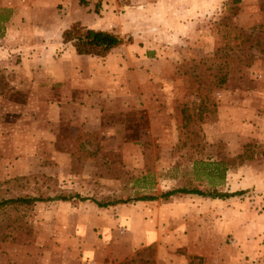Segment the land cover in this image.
<instances>
[{"label": "rangeland", "instance_id": "374dc122", "mask_svg": "<svg viewBox=\"0 0 264 264\" xmlns=\"http://www.w3.org/2000/svg\"><path fill=\"white\" fill-rule=\"evenodd\" d=\"M75 22L124 42L77 54ZM181 187L244 192L134 199ZM38 196L0 264H264V0H0V201Z\"/></svg>", "mask_w": 264, "mask_h": 264}, {"label": "trees", "instance_id": "16d2710c", "mask_svg": "<svg viewBox=\"0 0 264 264\" xmlns=\"http://www.w3.org/2000/svg\"><path fill=\"white\" fill-rule=\"evenodd\" d=\"M62 39L64 43H69L74 48L77 54H91L97 56H105L111 49L118 47L123 44L124 40L117 34L104 30V29H96L93 27H87L81 25L80 23H73L70 27L66 28L62 33ZM241 157V155H238ZM196 162V161H195ZM197 164L201 165L204 170V177L211 182L213 178L216 179L215 182H211L212 184L219 185L225 179V173L227 170L226 162L224 160L220 161H212V162H204L197 161L194 163V167L196 168ZM244 190H237L233 192H216L210 193L201 189L195 188H174L171 190H167L162 192L160 195H139L135 197V200H154L158 197L167 199L173 195L180 194H198V195H206L211 197H219V198H228L235 195H241ZM79 196V195H76ZM81 198V197H80ZM53 199L59 200H69V196L66 195H57L53 197ZM84 199V198H81ZM94 201L98 206L105 207L109 204H117V203H127L132 200L130 198H119L113 199L112 201H97L95 199L88 198ZM43 200V197H18L13 199H7L0 201V206L10 203H20V204H31L34 201Z\"/></svg>", "mask_w": 264, "mask_h": 264}, {"label": "clouds", "instance_id": "9594fccd", "mask_svg": "<svg viewBox=\"0 0 264 264\" xmlns=\"http://www.w3.org/2000/svg\"><path fill=\"white\" fill-rule=\"evenodd\" d=\"M223 3L224 0H206L207 9L212 15H215L218 10H222Z\"/></svg>", "mask_w": 264, "mask_h": 264}, {"label": "built area", "instance_id": "2783aa9c", "mask_svg": "<svg viewBox=\"0 0 264 264\" xmlns=\"http://www.w3.org/2000/svg\"><path fill=\"white\" fill-rule=\"evenodd\" d=\"M81 1H83V2L87 3V2H89V1H91V0H81Z\"/></svg>", "mask_w": 264, "mask_h": 264}]
</instances>
